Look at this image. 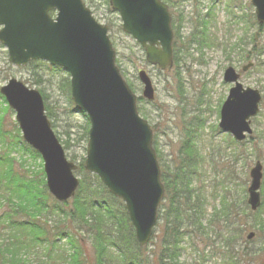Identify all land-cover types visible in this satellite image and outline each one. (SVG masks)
Wrapping results in <instances>:
<instances>
[{"label":"water","instance_id":"water-1","mask_svg":"<svg viewBox=\"0 0 264 264\" xmlns=\"http://www.w3.org/2000/svg\"><path fill=\"white\" fill-rule=\"evenodd\" d=\"M122 19L123 31L146 51L147 61L166 70L173 65V31L168 7L161 0H109ZM259 24H264V0H251ZM58 11L54 20L50 12ZM0 43L9 61L26 66L43 60L71 75V95L91 123L85 170L99 176L109 192L125 203L142 248L148 246L165 197L161 170L153 148V132L137 110V98L116 66V53L108 27L99 24L82 0H0ZM252 63L243 67L247 72ZM143 98L155 100V90L145 71L139 73ZM226 83L234 84L221 109L219 128L237 142L252 134L251 122L260 112L262 94L244 88L240 74L226 70ZM24 141L44 161L47 187L61 203L73 198L79 187L65 151L45 114L39 91L11 79L0 89ZM248 205L261 206L263 166L250 172ZM255 233L247 236L253 240Z\"/></svg>","mask_w":264,"mask_h":264},{"label":"rangeland","instance_id":"rangeland-1","mask_svg":"<svg viewBox=\"0 0 264 264\" xmlns=\"http://www.w3.org/2000/svg\"><path fill=\"white\" fill-rule=\"evenodd\" d=\"M84 3L96 21L109 28V36L116 52V64L137 97L142 96L143 90L138 72L144 70L152 79L156 101L138 102V110L153 130L154 149L159 160H162L164 169L168 172L176 169L177 162H181L184 154L181 147L189 139L188 142H192L199 152V156L194 159L198 163L195 167L196 176L189 180L193 181L192 195L204 197L208 213H211L218 204L216 196L221 195L223 183L228 182L229 173H231L229 182L236 185L232 196L242 195L245 189L244 196L247 201V189L251 182L250 171L256 162H261L263 204L260 212H264V139H261L260 143L258 141L260 133L264 130V101L260 115L252 123L257 142L252 143L251 139H248L242 147L233 145L231 136L222 133L218 128L221 107L232 87L231 84L224 82V72L228 67L241 72L244 65L253 62L254 67L242 75L241 82L244 87L260 90L264 97V26L258 25L251 0H184L181 7L185 17L182 37L186 55L179 68L176 66L164 72L152 67L146 61V54L141 46L123 32L120 15L112 10L109 0H84ZM195 27L201 32L205 30L203 37L197 34ZM190 36L194 39L192 40ZM251 38L256 42L251 43ZM236 45H240L241 49L236 48ZM11 78L22 81L29 88L39 90L47 98L45 103L51 110L50 120L54 132L68 147L66 150L68 158L77 165L85 160L87 154L85 131L89 130L90 124L88 118L77 111L72 101L70 75L50 66L47 62H34L27 67L13 66L9 62L6 47L0 44V88ZM15 123V113L0 96L2 128L0 150L10 149L17 164L23 163V171L31 172L27 174L24 172L26 175L33 176L32 172L39 175L43 170V162L40 158L31 157L29 152L13 140ZM188 131L192 133L191 138L188 137ZM87 174L81 170L76 176L82 181ZM90 184L92 187L96 186L94 182ZM114 199L116 198L108 197L107 201L120 210L119 202ZM44 213L42 217L50 221L51 226L54 227L60 221V217ZM105 222L107 226L110 225L108 220ZM249 223L257 227L264 245V216L252 218ZM73 225L72 232L81 241L85 264H99L96 261L97 254L89 228L80 231L75 223ZM131 228L135 235L132 225ZM124 230L123 226L114 231L119 235ZM160 233V228H157L155 230L157 237ZM153 240L157 242L156 239ZM60 246L66 247V241L63 240ZM146 249L147 254L155 249L152 241ZM199 249L206 252L207 247L202 244ZM46 250L37 248L26 257L27 261L30 264H59V255L62 254L58 252L59 249L51 251L50 256ZM65 250H69L68 247ZM110 251L114 252V249L110 248ZM205 256L207 257L206 253ZM181 262L214 264L211 258L207 257L202 261L190 250L183 253ZM102 264H106L105 261ZM260 264H264V257L260 258Z\"/></svg>","mask_w":264,"mask_h":264},{"label":"trees","instance_id":"trees-1","mask_svg":"<svg viewBox=\"0 0 264 264\" xmlns=\"http://www.w3.org/2000/svg\"><path fill=\"white\" fill-rule=\"evenodd\" d=\"M178 37L181 41L182 38ZM174 49L175 64L178 66L182 51L177 41ZM44 100H47L45 96ZM46 112L51 118L48 106ZM187 133L191 138L192 133ZM254 134L249 138L252 143L257 142ZM87 137L88 129L85 131L86 141ZM261 139H264V130L259 135V143ZM13 140L31 157L40 158L23 142L17 124L13 127ZM188 140L181 147L184 154L174 171L165 170L162 160H159L166 196L159 210L160 222L157 227L161 233L158 237L154 234L152 243L155 249L148 254L147 249L139 247L123 204L118 201L121 207L118 210L107 201L111 195L97 176L87 174L75 198L60 204L48 193L43 170L39 175L36 172H32L33 176L26 175L31 172L23 171V163L17 164L13 152L3 148L0 150V264H30L26 257L37 248H46L49 256L51 251L59 249L58 252L62 253L59 255V264H85L81 241L72 232L73 223L80 231L89 228L99 264L103 261L106 264H184L181 258L188 250L195 252L202 261L211 258L214 264H260V258L264 257V245L257 227L249 222L252 218H262L264 212L261 213V209L256 213L250 210L244 196L245 189L242 195L232 196L236 185L229 182V173L221 195L217 192L218 204L208 213L205 198L192 195L193 181L189 180L196 176L195 167L198 163L194 159L199 156V152ZM245 143L237 144L231 140V144L239 147ZM64 148L68 149L65 144ZM83 166L84 160L79 164L80 171H83ZM90 182L96 183V186L92 187L93 183ZM43 212L44 215L47 213L60 217V221L54 227L51 226V222L42 217ZM123 226L129 231L124 230L116 235L115 231ZM250 232H256L255 240L246 239ZM63 240L69 250L60 246ZM202 244L207 247L206 252L199 249Z\"/></svg>","mask_w":264,"mask_h":264},{"label":"flooded vegetation","instance_id":"flooded-vegetation-1","mask_svg":"<svg viewBox=\"0 0 264 264\" xmlns=\"http://www.w3.org/2000/svg\"><path fill=\"white\" fill-rule=\"evenodd\" d=\"M162 1L168 6V9H169V12H170V15L172 18V24L174 27V43L177 41L178 48H179L180 47V41L178 40L179 39L178 36H180V38H182V40H184V38L182 37V29L184 27L185 17H184V11L181 9L182 3L184 2V0H180V1L162 0ZM178 30H179V35H178ZM195 31L197 32V34L200 37H203L205 34V30H203L202 32L198 31L197 27H195ZM190 37H192V36H190ZM193 39L194 38L192 37V40ZM252 39L253 38H251V41H252ZM235 47L241 49L240 45H236ZM173 55L175 58L176 50L174 49V44H173Z\"/></svg>","mask_w":264,"mask_h":264}]
</instances>
